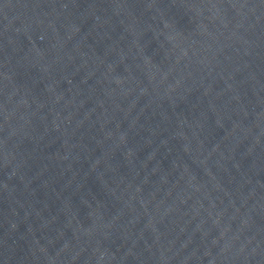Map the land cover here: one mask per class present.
Returning <instances> with one entry per match:
<instances>
[{
	"label": "water",
	"instance_id": "water-1",
	"mask_svg": "<svg viewBox=\"0 0 264 264\" xmlns=\"http://www.w3.org/2000/svg\"><path fill=\"white\" fill-rule=\"evenodd\" d=\"M246 2L264 17V0H246Z\"/></svg>",
	"mask_w": 264,
	"mask_h": 264
}]
</instances>
